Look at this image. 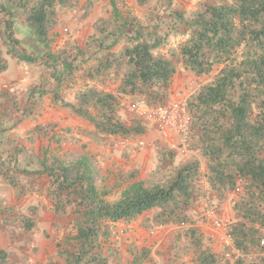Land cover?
<instances>
[{
  "label": "trees",
  "instance_id": "trees-1",
  "mask_svg": "<svg viewBox=\"0 0 264 264\" xmlns=\"http://www.w3.org/2000/svg\"><path fill=\"white\" fill-rule=\"evenodd\" d=\"M78 7V0H0V74L8 70L9 58L41 69L23 104L7 100V113L19 112L22 119L37 115L41 99L54 93L55 103L61 99L64 108L90 121L103 136H141L143 126L128 127L120 119V96L144 99L150 106L166 103L177 67L158 51L170 35L183 36L182 64L198 77L211 78L186 103V148L199 156L164 179L154 174L129 184L115 201L97 186L87 156L71 163L55 156L36 160L26 148L15 146L0 152V174L22 193L33 189L26 178L48 176L54 211L76 216L61 245L68 264H108L104 245L113 234L112 224L132 222L152 210H158L156 226L192 224L188 213L201 197L204 180L210 198L220 203L228 192L239 190L227 231L237 251L257 255L233 264H264V0H207L189 16L171 11L166 22L152 26L136 17L124 19L114 6V18L96 24L95 51L54 52L51 33L59 14ZM80 74L103 85L112 77H120L121 83L115 93L93 86L79 92L74 103L66 102L62 89ZM38 218L37 207L21 213L0 203V227L16 225L23 233L36 234ZM186 235L196 248V264H232L204 248L197 228Z\"/></svg>",
  "mask_w": 264,
  "mask_h": 264
},
{
  "label": "rangeland",
  "instance_id": "rangeland-1",
  "mask_svg": "<svg viewBox=\"0 0 264 264\" xmlns=\"http://www.w3.org/2000/svg\"><path fill=\"white\" fill-rule=\"evenodd\" d=\"M78 1L80 5L77 9L59 14L58 24L51 33L54 52H58L64 48H79L81 50L91 48L90 51H95L93 38L99 37L96 32V24L99 21L92 22L90 20H97L100 16L101 18H108V15L113 10L110 1L116 2L121 13H127L129 11L134 15L132 17H136L143 25L152 26L157 22H166L167 16L171 11L179 10L189 16L207 0ZM82 1H85L83 6H81ZM186 39L187 37L172 35L169 43L158 51V54L171 58L176 63L177 73L173 78L172 87L166 103L155 107L169 108L170 106H178L179 108L185 107L186 109L187 100L211 80L210 77L196 76L182 64L180 48ZM90 45L92 46L90 47ZM28 68V71L25 72L31 75V78L35 77V74L39 72L33 65H28ZM16 75V71L12 69L2 74L4 77L3 80L5 81H18L19 77ZM82 77L83 75L80 74L76 78L77 83L84 81ZM112 79L115 78L112 77L110 79L114 81ZM117 83L119 82L116 81ZM120 99L121 105L118 109L120 119L128 127H132L135 124L143 126V135L132 139H124L123 137L110 138L108 136L97 135L95 132H90L89 135H92L93 139L92 144L95 146L89 147V150H86L87 144H84V151L79 153L75 151L70 152L66 146L62 147V145L59 147L56 146L51 151V154L57 156L65 163L75 162L82 156H87L92 164L97 186L108 192L107 198L110 201H115L120 197V193L124 189L123 186H127V183L132 178L136 179L137 176V178L139 177L138 181H148L156 174V177L164 179L170 176L174 169L181 164L193 157L199 156L195 152L188 151L178 132L168 131L167 134H163L154 122L146 118L140 119L132 112L130 106L139 100V98L120 96ZM49 125L46 128V131H49V133L55 132L57 129L59 132L65 131L66 135L68 134V139L73 138L69 136V134H73L69 130L70 127L61 128L58 127L59 125L57 123L56 125ZM47 136V134L44 135L46 142L48 141ZM151 139L154 142L151 143L149 141ZM65 141H71V139L61 140L58 138L55 140V144L57 142L61 144ZM125 141L133 142V146H131L133 152L120 151V145ZM27 144L29 146L33 144L32 148L35 151L34 141H28ZM102 145L108 149L100 150ZM151 148H153L154 152L152 154V160L149 161L147 156H149L148 151ZM54 149L57 150L56 154L54 153ZM40 151L42 150L40 149ZM61 153H63V156ZM114 153H120L122 155L118 156L120 157L119 163L117 160H111ZM138 153L141 155L140 159H132ZM143 155L147 156L144 157ZM128 166L131 168H128ZM203 169L205 171L204 165ZM238 193L239 190L228 192L224 202L220 203L217 197L210 198L208 185L204 180L201 184V197L197 201L195 208L188 213L193 219L192 224L156 226L153 222V217L158 210H152L132 222L123 221L114 225L113 237L110 242L112 244V250L110 252L108 243L105 244L104 248L109 258L108 264H196V248L186 235L187 231L192 228H197L200 234L203 235L204 248H208L218 255L231 260L232 264L237 258L246 259L247 263L253 258V255H257V252L254 251L249 255L243 254L235 249L233 241H230V243L225 241V238L229 236L227 227L234 220L233 201L237 199ZM214 207H217V209ZM39 209V231L36 233L37 239L44 237L43 239H51L54 242L58 240L61 242L65 240L67 235H71L72 227L70 229H68L69 226L67 228L65 227L67 220L65 223L58 225L53 232L42 231L40 225L42 221L46 219L54 220V218L52 215L46 213V207L40 206ZM33 235L19 232L18 237L22 238V240L26 239L27 242L30 240L32 243ZM35 252L29 246H20L18 254L21 256L15 252L17 254V259L15 260L20 264H30V258L35 255ZM260 255H264V252L261 251ZM15 260L12 258L9 263L17 264Z\"/></svg>",
  "mask_w": 264,
  "mask_h": 264
},
{
  "label": "crops",
  "instance_id": "crops-1",
  "mask_svg": "<svg viewBox=\"0 0 264 264\" xmlns=\"http://www.w3.org/2000/svg\"><path fill=\"white\" fill-rule=\"evenodd\" d=\"M84 2L85 1L81 2V6H83ZM110 5L112 6L113 10L108 15V18L107 17L101 18L100 16L98 17L99 20L92 19L90 21L94 22V21H101L105 19L110 20L114 18V13H113L114 6L118 8V5L116 4L115 1H110ZM129 13L130 12L127 11V13H121V14L124 19L134 16L131 13L130 14ZM171 36L172 35H170V39H171ZM99 57H101V55ZM18 62L20 63L18 64ZM8 64H9L8 70L2 74L9 72L10 69L15 70L17 73L16 76L19 77V80L18 81H5L3 80L4 77L2 76V74H0V152H3L15 146H21V147L26 148L28 152L30 151V154L34 155L36 160L38 159L43 160L45 156L47 157L55 156L51 154V151L56 146L58 147L60 145H62V147L66 146L70 152L75 151L77 153L84 151L83 150L84 144H87L86 150H89V147L95 146L94 144H92V141H93L92 135H89V133L95 132L97 135H101V134L96 132L95 127L90 121H88L85 118L77 116L70 109L64 108L60 104L61 99L59 100L58 103H55L54 93H49L41 99L37 115H33V116H30L24 119H22L20 117V113L16 111L15 113L11 112L9 115L7 113L8 110L7 111L5 110L7 100L8 99L12 100V102L13 100H17V101H21V103L23 104L26 100L28 89L34 86L36 82L39 80L41 69L37 65L34 64L33 66H35L36 70H38L39 72L35 74V77L31 78V75L25 72V71H28L29 69L28 65H31V64L27 65L26 62L19 61L16 58H9ZM82 78L84 79V81L77 83L78 81L75 80L69 83L70 85L69 87H64L62 89L61 98L63 100L69 103H74L76 101V96L79 92L84 91L86 90V88L93 87V86H95L96 88L111 92V93H115L116 89L119 87L121 83L120 82L121 78L112 79L114 81L110 80L106 82L105 85L100 83L99 80H90L89 78H86L85 76H83ZM116 81H118L119 83L116 84ZM14 83H17V84H14ZM82 83L83 85H81ZM109 86H111V88H109ZM127 97H130V96H127ZM4 104H5V107H4ZM56 123L59 125L58 127H61V128L70 127L69 130L72 131L73 134H69V136L73 138L68 139V136H67L68 134L66 135L65 131L59 132L57 129L55 132H51V133H49V131H46V128L49 124L56 125ZM1 127L6 128L7 131L4 130L5 132H2ZM38 129H41V131L39 132ZM45 134L48 135L47 142L44 140ZM116 137H120V136H116ZM58 138H60L61 140L71 139V141H67V142L65 141V142H62L61 144L57 142L55 144V140ZM153 139L155 140V138ZM153 139L149 141L152 143L154 142ZM28 141H34L35 147H36L35 151L32 148L33 144L30 146L27 144ZM132 144L133 142L131 141H125L124 143L120 145V151L133 152L132 147H131L133 146ZM105 148L108 149L107 147L102 145L100 147V150L105 149ZM40 149L42 151H40ZM54 151H55L54 153L56 154L57 150L54 149ZM153 152H154L153 148H151L148 151L149 156L147 155H143V156L144 157L147 156V159H149L150 161L152 160ZM61 154L63 156V153ZM118 156H122V155L120 153H114L111 157V160L113 161L117 160L119 163L120 157ZM140 156H141L140 153H138L132 159L139 160ZM129 167L130 166H128V168ZM138 180H139V177L137 178L136 176V179L127 183V186ZM25 183L27 185H30V187H32L33 189H31L28 192L22 193V190L12 186L8 182V180L5 178V176L3 174H0V203L13 208L16 212H21V213L28 212V210L32 207H37L38 211L40 210L39 209L40 206L46 207V213L52 215L54 220H51V219L43 220L42 224H40L42 231L46 230L48 232H53L57 228L58 225H61V223H65L66 220H67V223H65L66 225L65 227L67 228L69 226L68 229L73 227V223L75 221L76 216L72 212L59 215L54 211V203L52 199L48 196L50 180L47 175H43L41 177L31 176V178H28V179L26 178ZM127 186H123L124 189ZM120 222H123V221H120ZM120 222L113 223L112 224L113 228H114V225ZM38 227H39V218H38ZM19 232H21V229L17 228L16 225L8 226L6 228L0 227V264H12V262L9 263V261L12 258L13 260L17 259L16 255L18 254V249H20V246H29L30 249H32V251L33 249L36 251L35 255L32 256L33 259L30 258V264H68L67 258L62 254L63 248L61 247V245L65 243L66 238H68L70 235H67L65 237V240L61 242H59L58 240L54 242L51 239H43L44 237H42V239L41 238L37 239V236H36L37 234H34V235L30 234V235H33V239H32L33 241L31 243L30 240L27 242L26 239L22 240V238L18 237ZM74 233L75 231H73V234ZM112 237L113 235L110 237L108 242L105 243V244L107 243L109 244L110 252L112 250V244L110 243L112 240ZM104 248H105V245H104ZM15 252H17V254H15ZM11 255H12V258H11ZM17 264H20V263L17 261Z\"/></svg>",
  "mask_w": 264,
  "mask_h": 264
},
{
  "label": "built area",
  "instance_id": "built-area-1",
  "mask_svg": "<svg viewBox=\"0 0 264 264\" xmlns=\"http://www.w3.org/2000/svg\"><path fill=\"white\" fill-rule=\"evenodd\" d=\"M130 109L140 119H148L154 122L157 128L163 134L168 131L178 132L182 137L184 146L186 145L189 135L188 116L186 115L185 107L179 108L178 106H170L169 108L150 106L144 99H139L134 102ZM217 209V207H214ZM227 243L232 239L227 236L225 238ZM261 246L264 247V238L261 239Z\"/></svg>",
  "mask_w": 264,
  "mask_h": 264
}]
</instances>
